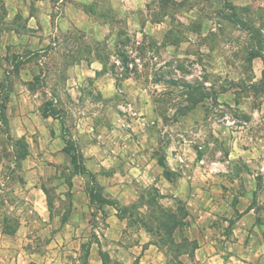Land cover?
Here are the masks:
<instances>
[{
	"label": "rangeland",
	"instance_id": "1",
	"mask_svg": "<svg viewBox=\"0 0 264 264\" xmlns=\"http://www.w3.org/2000/svg\"><path fill=\"white\" fill-rule=\"evenodd\" d=\"M46 14L58 31L32 38L29 15L44 21ZM260 46L264 0H0V85L7 104L0 116V264H264V246L263 257H205L214 251L207 243L238 251L230 224L251 202L264 219V188L246 199L237 189L229 199L233 208L220 187L212 188L217 207L190 194L167 162L168 154L177 153L182 165L195 158L193 150L184 151L189 145L196 158L225 159L246 127L249 136L261 137L248 142L264 146V62L252 59ZM133 55L140 59L133 69L114 61L128 66ZM21 56L37 66L20 74ZM93 60L102 69L97 74L87 70ZM22 89L36 95L20 101ZM220 103L236 125L220 120ZM47 107L64 120L102 194L136 206L133 220L92 197L90 176L73 168L62 122L45 117ZM260 156L253 169L237 160L233 172L261 176ZM163 211L178 217L168 222L172 229L153 219Z\"/></svg>",
	"mask_w": 264,
	"mask_h": 264
},
{
	"label": "crops",
	"instance_id": "2",
	"mask_svg": "<svg viewBox=\"0 0 264 264\" xmlns=\"http://www.w3.org/2000/svg\"><path fill=\"white\" fill-rule=\"evenodd\" d=\"M40 15L43 16L44 14H40ZM40 17L39 15L38 16L29 15V19L27 21V28L29 31V35L34 39H36V37H38L39 34L47 35L49 34V32H52L54 29V27L50 22L51 15L46 14L44 21H42ZM62 19H65V17H62ZM73 20L74 21L71 22V25L74 23L75 25L79 26L77 21H75V19ZM12 31L17 33L14 29ZM54 31L57 32L58 27H55ZM40 46L42 47L43 45ZM44 51L45 49L41 50V52ZM21 58L23 59L24 57L21 56ZM258 59H262L261 56L255 57L253 61H256ZM24 60L25 61H23L20 64V72L23 71L24 68L27 66L29 67L37 66L34 60L29 59V57L24 58ZM98 64L99 62L97 60H93L87 67V70L93 71L94 74H97L102 70L100 65ZM20 74H22V72ZM29 94L36 95V92L33 90L26 91L22 89L21 94L19 95L20 101H24L25 96H30ZM260 112L262 113V111ZM248 131L249 128L246 127L238 132V136L234 138L233 145L231 150L229 151V154L225 157V159H220L219 161H211L204 158L202 159L196 158L197 151L191 145H189V147L185 146L184 151L187 152V150L189 149L193 150V154L195 155V158L193 155L188 156L185 165H182L181 163L178 162L176 158L177 153L172 158L168 154L167 162L170 166L171 172L179 171L181 173L180 174L181 176L180 175L178 176L179 179L182 178V180H186L187 183H189L190 194L192 193V195H195L196 199H198L199 196H204L205 198L208 197L209 201L210 200L213 201V203L217 207L220 205L218 200H215L217 198H215L214 196L215 193L213 192V190L215 189L219 190V187L222 192H225V195L222 196V200L224 201V204H226L227 206L231 205L232 207L231 204L232 202H230L229 199L230 197L234 196V192H237V189L242 190L239 197H243L246 199L247 197L252 196L254 198V196L255 195L257 196L261 192L262 188H264V185H261L262 182L264 183V176H263L264 173H262V175L260 176L259 172L256 171L252 173L248 172V170L245 172L244 170L233 172V166L238 161L243 163V168L249 169V167H251V169H253V166L258 165L257 160H260L261 158L260 153L264 152L263 145H259V143L256 141L254 143L248 142V138L252 139V137H255V140H259L261 137L254 134L253 132L252 133L250 132L251 135L249 136ZM262 139H264V135ZM149 177L151 179L153 178L154 180H156L158 185L162 184L163 186L167 185L166 187L170 186L172 187V189L176 188L175 186L176 183L171 182L167 178H164V176L151 175ZM200 177L202 178L200 179ZM211 182L220 183V186H218L217 183L212 185ZM205 183H207V185H205ZM199 200L200 203L198 204L200 206L203 205L201 199ZM240 212L241 214L238 215V218L237 220H235L234 223L230 224V222L227 221L230 224V228H231V234H230L232 236L231 239H234V236L238 238L237 245L240 247L238 248V251L237 252L231 251L226 253L224 250L217 249L216 247L207 243V245L213 247L214 251L213 253L211 252L208 253V255H206L205 257H261L262 256L261 254H263L262 247L264 246V239L261 240V238L264 237V219L259 220V212L257 211V206L256 204H252V202L249 203V205H247L246 208H243V210H241ZM197 224L199 225L196 226H201L202 229H206L209 231L216 229L215 227H211V225L208 224H205V226L203 225L204 223H197ZM207 238L209 240L208 236ZM213 242L217 243V240H213ZM152 246L153 245L150 244L148 248H145V253L150 252ZM202 249L203 246L200 243L195 249L194 257H200L199 252ZM231 250L233 249L231 248Z\"/></svg>",
	"mask_w": 264,
	"mask_h": 264
},
{
	"label": "trees",
	"instance_id": "3",
	"mask_svg": "<svg viewBox=\"0 0 264 264\" xmlns=\"http://www.w3.org/2000/svg\"><path fill=\"white\" fill-rule=\"evenodd\" d=\"M250 30V29H249ZM264 48L262 46L259 47V51L256 55H254L252 57L255 58L257 56H261L264 62ZM17 70L19 71L20 69V64L17 65ZM0 90L3 94V98H1L0 101V116H3V112H5V110L7 109V104L5 103V97L4 96V88L0 85ZM45 117H54V118H59V114L56 113L55 109H53V107H47L45 113H44ZM60 119V118H59ZM62 122V126H63V139L65 140V147L63 148L64 152H66L70 157H71V163L73 165V168L75 170H77L80 174L83 175H89L90 176V180H91V184H92V197L100 203L101 206H104L106 204L108 205H112L114 206L118 212H119V218L121 219H126L129 218L131 220H133V218L135 217V212L134 210L136 209V206L132 205V206H127V205H121L118 201L110 199L108 197H105L102 192H101V186L99 185L98 181H97V176L96 174L91 171L86 164L83 162V154L80 152L79 148L77 147L75 141L73 140V138L69 137L67 131H66V124L64 122V120L60 119ZM161 166H165L163 161L160 162ZM167 166V165H166ZM45 192L48 195V192L45 190ZM52 205L51 200L49 198V207ZM153 215L154 218H153ZM152 218L159 221L160 219L162 220V222L160 223V225L163 224L162 228L160 226H156V230H160L164 229L167 230L172 229L171 225L168 224L169 223H173V222H177L178 217L172 213V214H165V212L163 211L162 215H158L156 217V213H153ZM140 223V221H138ZM144 228L151 234H153L154 232V228L152 226H150L148 224V222L142 221ZM178 223V222H177ZM164 237L161 238V240ZM104 255V253H103ZM106 260V259H105Z\"/></svg>",
	"mask_w": 264,
	"mask_h": 264
},
{
	"label": "built area",
	"instance_id": "4",
	"mask_svg": "<svg viewBox=\"0 0 264 264\" xmlns=\"http://www.w3.org/2000/svg\"><path fill=\"white\" fill-rule=\"evenodd\" d=\"M132 53H133V51H130V54H132ZM133 57H134V60H130L129 63H128V66H125L122 63L121 59H119L118 57H115L114 58V61H115V63L118 65V67L121 70H123L125 68H128V67L130 69H133L140 62V59L138 57H136L135 55H133ZM200 79L203 81V84L205 86L211 85V82L208 81V80H206V79H204L203 77H200ZM219 107H220V111H221V118H220V120L224 124H226L228 126L229 125H233V126L236 125V123H237L238 120H237V118L231 112L228 111L227 107L223 103H220Z\"/></svg>",
	"mask_w": 264,
	"mask_h": 264
}]
</instances>
